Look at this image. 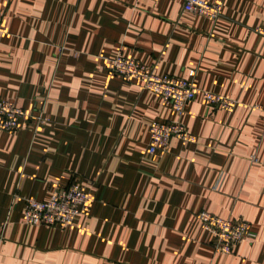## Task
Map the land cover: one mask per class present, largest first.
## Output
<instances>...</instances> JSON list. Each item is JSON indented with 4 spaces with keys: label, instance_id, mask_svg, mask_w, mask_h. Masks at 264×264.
<instances>
[{
    "label": "crops",
    "instance_id": "1",
    "mask_svg": "<svg viewBox=\"0 0 264 264\" xmlns=\"http://www.w3.org/2000/svg\"><path fill=\"white\" fill-rule=\"evenodd\" d=\"M223 3L211 19L177 0H0V95L51 117L0 130V264H264V0ZM120 51L193 79L184 113L114 73ZM203 89L239 103L209 106ZM171 120L197 141L150 152L151 123ZM71 182L88 211L25 221L26 198ZM202 209L248 220L255 237L216 251Z\"/></svg>",
    "mask_w": 264,
    "mask_h": 264
},
{
    "label": "built area",
    "instance_id": "2",
    "mask_svg": "<svg viewBox=\"0 0 264 264\" xmlns=\"http://www.w3.org/2000/svg\"><path fill=\"white\" fill-rule=\"evenodd\" d=\"M183 8L211 19H217L223 13V0H177ZM4 11L0 10V32L3 30ZM264 37V24L255 29ZM111 70L125 78L139 79L144 88L158 93L164 103L171 106L178 115H182L187 104L197 95V89L191 78L156 74L153 67L120 51L113 59ZM194 74V71H190ZM209 106L232 112L239 101L224 94L207 89L201 90ZM32 119L36 128L49 123L51 117L40 104L34 110H26L14 101L0 95V130L16 132ZM171 137L184 142H196L197 135L186 128L181 120L154 121L150 125L149 151L154 153L168 147ZM252 160L259 161L256 156ZM264 163V161H262ZM89 209V195L78 183L57 188L48 200L26 198L24 219L32 224L71 225L78 214ZM202 226L215 237V250L231 253L236 245L255 237L252 224L245 219L223 218L211 211L202 209L197 214Z\"/></svg>",
    "mask_w": 264,
    "mask_h": 264
}]
</instances>
